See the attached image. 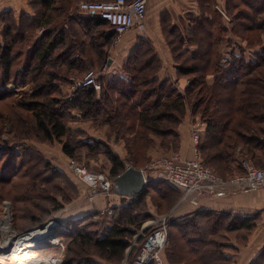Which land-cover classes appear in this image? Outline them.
I'll return each mask as SVG.
<instances>
[{"label":"trees","instance_id":"obj_1","mask_svg":"<svg viewBox=\"0 0 264 264\" xmlns=\"http://www.w3.org/2000/svg\"><path fill=\"white\" fill-rule=\"evenodd\" d=\"M27 1L34 15L24 11L17 13L13 9L0 13V86L16 81L33 89L29 97L14 102L25 111L24 115L15 112L20 124L16 137L23 140L32 132L48 142H61L64 153L75 160L80 159L83 149L89 152L101 149L110 163L109 174H106L114 181L128 166L140 168L136 162H131L133 152L129 149L131 161L128 164L105 141H85L71 136L68 126L73 110L82 117H100L101 127L109 126L111 130L107 137H126L127 132L135 131L145 136L179 139L176 129L190 104L195 117L204 124L199 155H203L206 162L212 164L213 158L224 157L237 163L238 172L243 171L241 159L264 167V158L260 156H264V0H226V8L233 17L232 34L242 41L240 43L227 38L221 15L214 8L216 0H197L202 14L192 16L194 30L189 36L175 29L167 13L162 15V29L176 63L177 75L188 79L184 94L170 80L158 78L162 62L150 41L145 39H140L123 64L124 75L111 78L100 75L97 79L100 90L94 86L73 89L70 77L82 75L93 67L101 71L106 62L98 42L101 29L107 32L108 41L113 42L116 37L114 30H108L112 26L106 20L82 12L78 6L81 1L112 0ZM61 17L69 19L71 24L56 25ZM225 41L235 44L231 50L233 60L221 67L219 58ZM256 48L255 57L248 56L249 51ZM209 75L214 76L212 83L207 80ZM66 88L68 93L64 91ZM13 94L9 89H0V101ZM168 140L173 141H165ZM25 152L19 156L10 146L0 144V161L5 155L8 159L0 162V191H4L5 185L17 186L20 183L17 179H25L19 184L22 193L17 186L13 188L15 195L7 196L13 205L14 224L16 218L20 220L19 210L26 200L30 199L39 207L50 204L49 211H57L61 206L57 194L47 188L48 183L54 186L59 183H54L47 175L58 170L36 171V162L31 159L30 152ZM28 178L30 180L26 181ZM152 188H158L163 197L175 195L177 200L174 199L170 210L181 197L180 189L174 185L155 180L127 205L113 209L108 229L107 214L101 213V234L99 229L92 228V219H72L67 253L61 264H127L135 259L139 247H133L132 239L144 220L152 217L142 209ZM34 213L32 210L34 216L28 226L36 228L43 225L44 215ZM260 219L256 213L198 209L182 217L172 216L168 227L170 240L165 248H169L167 262L233 264L237 245L247 244ZM25 229L30 228L21 227L20 231ZM231 238L237 245L230 243ZM93 253L101 258V263L90 255ZM253 264H264V249Z\"/></svg>","mask_w":264,"mask_h":264},{"label":"rangeland","instance_id":"obj_2","mask_svg":"<svg viewBox=\"0 0 264 264\" xmlns=\"http://www.w3.org/2000/svg\"><path fill=\"white\" fill-rule=\"evenodd\" d=\"M219 2L223 4L215 3L214 8L220 13L221 19H222L221 22L223 26L225 27L227 34L232 35L233 17L230 15L228 9L226 8V3L222 1H219ZM217 7L224 10V12L228 15V17L232 21L228 22L227 19L222 15V13ZM184 16H185V22L182 19L181 25L180 23L174 24L176 25L174 27L175 29L178 28L180 30V34L189 36V35H192L193 30H194V25L192 21L193 13H186L183 15V17ZM171 21L173 23L172 19ZM169 26L170 25H168V27ZM145 28H146V24H145ZM1 29L2 27L0 25V32H1ZM162 33L165 36V31H163ZM232 37H234L233 39H238L235 36H231V38ZM237 41L239 43L242 42L240 40H237ZM243 43L247 45L245 41ZM234 45H235L234 43L232 45H230L229 43L222 44L221 55L219 58V63L221 67L227 66L233 60L232 52L230 51V49L231 47H234ZM227 52H229L230 59L229 60L227 59L225 61L228 55ZM249 53H248V56H250L251 58L255 57L253 50L249 51ZM167 79L170 80L175 87L177 86V83L174 77H171V78L169 77ZM186 81L188 83L187 78H186ZM4 88L11 90L14 94L13 96L9 98L7 99L5 98L0 101V128L2 127V129H0L1 131L0 132V144H5V145L10 146L11 148L14 149L16 154H18L19 156L22 154L25 155L26 154L25 151H28V153L30 152L31 159H33V161L36 162V165H35L36 171L46 170V172H48L50 170H55V171L56 169L58 170L57 171L58 173L55 172L51 174L50 172H48L47 175L52 180H54V183L55 182H59V183H56L57 186H54L52 183H48L47 188H49L51 192H53L54 194H57L58 196L57 198L61 206L59 207L57 211H53V210L49 211L50 204L46 203L39 207L35 205L33 202H31L30 199L26 200L25 201L26 203L22 202L23 207L20 208L19 210V215L21 216L20 220L16 218L17 223L14 224L13 205H12L11 200H9L7 196L15 195V190L13 188L17 186L20 187V190L22 193L21 185L19 184L25 179L24 180L17 179V181L20 182L17 186L11 187V186L5 185L4 186L5 192L2 190L0 191V247L4 246L7 241L9 243H7L5 249L7 250V252H8V249L10 251V248H12V244L14 243V241L18 239L20 235H22L23 233H26L29 230L35 229L33 228L35 225L28 226L29 224H32L31 218L34 216L32 215V210H34L35 211L34 214L44 215V222H43V225H41L43 227L42 229L48 228L49 226H53V228H55L54 230L55 234L54 236H51L54 242H45L42 245L37 246L40 248L37 249V247H35L31 249L30 254H34L42 258L47 257L48 259L54 256L57 259L59 258V262L57 264H61L62 260L64 259L67 253V243L70 239V234H68L70 233V231L68 230L69 222L72 219H78V218L80 219L84 217H86L85 220L89 218L92 219L94 221L92 223L94 225L92 228L99 229L98 230L99 234H101V213L107 214L106 215L107 222L111 220L110 217L112 216L113 211L112 213H108L107 211L109 208H106L104 211L101 212V200L100 199H101V192H104V191L101 190V186H97L95 188L92 187L93 177H97L101 173L108 176L106 173L109 172L108 171L109 160L101 149H98L97 151H94V152H89L88 150L83 149L80 151V154H81L80 159L75 160V159H71L64 153L63 151L64 144L61 142H58V141L48 142L45 139H43L40 135L33 134L32 132H30L27 138L23 140L16 137L17 136L16 133H20V129H19L20 124L18 122V118H17L18 116L16 115L15 112H18V114L20 112V115H22L25 111L24 109H20L16 107L14 102L16 103L15 100L24 99V98L29 97L33 89L31 88L30 85H21L17 83L16 81H11L8 84H6V86H0V89H4ZM185 89L184 91H182L183 93L180 90L178 91L184 94ZM64 91L68 93L67 90H64ZM189 114L191 115L192 118H194L195 115L193 113L192 105L190 104L186 109V113L183 119ZM72 115L73 117L70 118L69 126H68L72 134L71 136H73L74 138L78 137L85 141H89V140L105 141L109 145L110 149L113 152H115L121 159H123L124 161H127L128 164L131 161V159H129L130 157L129 149H130V151L133 152L132 153L133 159L131 162H136L140 168L142 167L144 168L157 155L179 153L180 151L181 136L177 129L181 123L177 126V129H176L179 139L173 138V136H170L169 138H163L161 137V135L145 136L142 133L137 134L135 133V131L134 133H131L130 131L127 132L126 137L122 135L117 136V137H114V136L107 137L106 135L107 132H110L111 130L109 126H105V128L101 127L100 117H96V118L82 117L81 113H79L77 110H73ZM192 122L193 121L191 119V122H189V124L191 125V128H189L191 131V136H192L193 126L196 123H201L202 121L200 119V121H197L194 124ZM166 139H172L175 143L171 140L165 141ZM120 142H121L120 146L122 145L125 153H123L122 149L115 147V145ZM177 145H178V148H177ZM190 148L192 149V138H190ZM119 150L121 153L120 155L118 154ZM199 156L202 162L204 164L206 163L205 165L210 167L212 170H214L215 167H217L219 170L215 169L216 171L214 170V173H216L218 176H220L221 178L225 180L232 178L233 175L239 171V167L237 166V163L235 164L234 162L227 161V159H225L224 157L223 158L226 161L223 160V158L221 159V157H217V158H213L215 162L211 164L205 161V157L203 155L201 156L200 154ZM260 156H262L261 159L264 158L263 155H260ZM6 160L8 159L5 155V157H3L0 162L4 163ZM46 164H49V165H46ZM76 165L78 166L82 165L86 167L87 173H88V176L86 178H81V176L78 174V172L75 169ZM257 165L260 166L261 164L259 163ZM28 180L30 179L28 178L26 181ZM112 182L114 184V181ZM26 188H30V185L26 186ZM56 188H59L60 191L58 192L57 191L58 189ZM157 189L158 188L150 189L148 196L145 198L143 202L142 209L144 211L147 210L149 213H151L152 217L144 220L142 226L136 231L137 233L132 239V245H134L133 247H139L140 249L142 245L141 241L143 237H146V235L151 231L152 225L150 224L151 223L150 221L158 218L159 216L169 211L170 208L175 203V201L177 200L175 195H165L166 197H163L161 192L158 191ZM230 190L240 191L236 188H232ZM18 191L19 189L16 190L17 194H18ZM32 192H34V190H32ZM109 193H113V190L110 191ZM26 197L28 196L26 195ZM175 198L176 200H174ZM130 200L132 201L133 199H130ZM89 205H90V208H89ZM192 206L195 207V205H192ZM173 208L171 210H173ZM80 209H84L86 213L83 212L85 214L83 213L76 214V216L74 215L72 219L69 218L71 216V213L76 212ZM113 209L114 208H112V210ZM150 210L153 213L150 212ZM98 224H100V227H98ZM21 227L22 228L25 227L28 229L30 228V229L29 230L25 229L27 231L24 232L25 230L20 231ZM6 228L8 229V231H6L7 230ZM168 239L170 240V235H168ZM178 239L179 238L177 237L176 238L177 244L179 242ZM169 240H168V244H169ZM165 248L161 251V258L164 264H169L167 262V256H166L167 252L169 251V248L166 250ZM3 252H6V251L0 248V255ZM90 255H94L95 261L98 263H101V258L96 253H93ZM134 260L135 259L132 258L130 261L127 262V264H133Z\"/></svg>","mask_w":264,"mask_h":264},{"label":"crops","instance_id":"obj_3","mask_svg":"<svg viewBox=\"0 0 264 264\" xmlns=\"http://www.w3.org/2000/svg\"><path fill=\"white\" fill-rule=\"evenodd\" d=\"M219 1L226 3V0H216L215 3L223 4ZM7 9H13L17 13H21L22 11H24L27 14L34 15L27 0H0V13ZM165 13H167L173 20V24L180 23V25L182 19L185 22V16L183 17L184 14L193 13L194 16L202 14L201 7L197 0H148L145 28L146 30L144 29V31H142L139 27H134L133 29L125 33L119 41H116L115 39L113 40V42H110L111 40H107V32H104V29H101V36L99 37L98 42L101 45V55L104 59H106L105 64L101 66V76L111 78L117 75H124V72L122 70L123 64L133 53L134 49L138 46L140 39H145L150 41L154 50L159 56V59L162 62V67L158 73V78L161 80H165L169 77H174L177 83V89L181 92L184 91L188 83L185 78L178 77L173 54L166 41L165 36L162 33L163 29L161 25V17ZM62 24L67 26L70 25L71 22L69 19L66 20V17H61L57 21L56 25ZM108 30L112 32L113 29L108 28ZM39 35L40 32H38L37 37ZM85 35L83 36V38L85 37ZM226 36L227 38H231L233 34H227ZM233 38L234 37H232L231 39ZM224 43L228 42L225 41ZM232 48L233 47H231L230 51L232 50ZM253 51H255V56L258 48L253 49ZM207 80L209 83H212L214 80V76L209 75L207 77ZM66 90H68V88H66ZM191 119L193 121V124L197 121H200L199 117L194 116V118H192L189 114L182 120L177 129L181 136V147L179 154L184 157L193 156V150L190 148L191 131L189 128H191V125L189 124V122H191ZM200 124L202 125L201 129H203L204 124L202 122ZM120 144L121 142L117 143L115 147L122 149L123 153H125L122 145L120 146ZM118 154H121L120 150L118 151ZM109 167L110 163L108 168ZM139 169H143V167ZM130 199L126 196L117 195L114 192H101V212L106 208L112 209L115 207H123L128 202H131ZM176 205L173 208V217H182L183 215L185 216L188 213L194 212L196 209L211 210L216 212L235 211L242 213L259 214L261 218L260 222L257 228L251 234L246 245H237L235 240H233L232 238L230 239V243L239 246L238 252L234 254L235 256L233 264H253L256 260V257L264 249V189L250 191H221L215 195H205L201 197L199 200V204L195 207L190 205L189 203H183L177 206ZM83 212L86 213L84 209H80L76 212L71 213V216L69 218L72 219L74 215L76 216V214H80ZM111 224V220L108 221L106 228L108 229ZM105 233L106 231H104L103 234Z\"/></svg>","mask_w":264,"mask_h":264},{"label":"built area","instance_id":"obj_4","mask_svg":"<svg viewBox=\"0 0 264 264\" xmlns=\"http://www.w3.org/2000/svg\"><path fill=\"white\" fill-rule=\"evenodd\" d=\"M148 0H112V1H81L78 8L87 14L99 15L106 20L116 33V41L133 29L139 27L145 29L147 18ZM228 22L232 20L221 8L217 7ZM225 61L229 58V52ZM101 71L89 69L86 73L71 78L72 88H84L94 86L101 89L98 77ZM192 157H184L179 153L160 154L154 157L143 169L146 183L154 180H164L181 191V197L177 205L188 202L197 206L201 197L215 195L221 191L236 188L240 191L264 189V167H258L252 160L241 159L243 171L236 172L232 178L223 179L205 165L199 156V143L202 138L201 124L196 123L192 130ZM81 178L88 176L85 166H75ZM101 186V190L109 193L114 188L113 182L108 176L101 173L92 178V187ZM176 205V206H177ZM108 209V213H112ZM172 211L151 220V231L146 235L134 264H164L161 251L167 246L169 235V223L172 219ZM140 234V233H138ZM59 258L52 256L50 264H57Z\"/></svg>","mask_w":264,"mask_h":264},{"label":"bare ground","instance_id":"obj_5","mask_svg":"<svg viewBox=\"0 0 264 264\" xmlns=\"http://www.w3.org/2000/svg\"><path fill=\"white\" fill-rule=\"evenodd\" d=\"M42 228L43 227L40 226L20 235L18 239L12 244L10 251L8 249V252L5 248L9 242L6 241L5 245L0 247L6 251L0 255V264H47V262L50 264V257V259H48L47 257L42 258L38 257L37 255L30 254L31 249L42 245L45 242H54L51 236L55 228H53V226H49L45 229ZM6 231H8V229Z\"/></svg>","mask_w":264,"mask_h":264},{"label":"water","instance_id":"obj_6","mask_svg":"<svg viewBox=\"0 0 264 264\" xmlns=\"http://www.w3.org/2000/svg\"><path fill=\"white\" fill-rule=\"evenodd\" d=\"M146 187L147 183L142 169L132 165L128 166L122 174L114 179V193L117 195L134 198L143 193ZM54 234L55 232L52 233V236Z\"/></svg>","mask_w":264,"mask_h":264}]
</instances>
